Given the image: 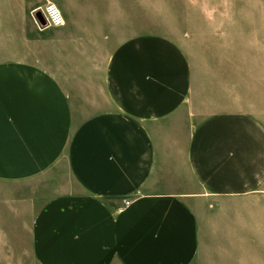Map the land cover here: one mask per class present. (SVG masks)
Returning <instances> with one entry per match:
<instances>
[{"label": "crops", "instance_id": "0c3cea01", "mask_svg": "<svg viewBox=\"0 0 264 264\" xmlns=\"http://www.w3.org/2000/svg\"><path fill=\"white\" fill-rule=\"evenodd\" d=\"M47 1L64 26H39ZM129 20V0H0V184L39 264H193L212 210L264 198V123L205 112L184 49Z\"/></svg>", "mask_w": 264, "mask_h": 264}, {"label": "rangeland", "instance_id": "374dc122", "mask_svg": "<svg viewBox=\"0 0 264 264\" xmlns=\"http://www.w3.org/2000/svg\"><path fill=\"white\" fill-rule=\"evenodd\" d=\"M129 18L130 36L160 35L184 49L205 112L246 111L264 123V0H129ZM1 186L0 264H39L31 213L15 212L9 186ZM255 205L256 212L212 210L193 264H264V198Z\"/></svg>", "mask_w": 264, "mask_h": 264}, {"label": "built area", "instance_id": "2783aa9c", "mask_svg": "<svg viewBox=\"0 0 264 264\" xmlns=\"http://www.w3.org/2000/svg\"><path fill=\"white\" fill-rule=\"evenodd\" d=\"M41 12L44 16V19L46 21V25L43 26L37 19V23L41 28L49 27V28H58L65 25V19L61 12V10L58 8V6L51 1H47L44 7L41 8ZM125 205L130 204V200L124 201Z\"/></svg>", "mask_w": 264, "mask_h": 264}, {"label": "water", "instance_id": "95a60500", "mask_svg": "<svg viewBox=\"0 0 264 264\" xmlns=\"http://www.w3.org/2000/svg\"><path fill=\"white\" fill-rule=\"evenodd\" d=\"M36 17H37L38 21H39L43 26L46 25V21H45V19H44V16H43L42 12H38V14H37Z\"/></svg>", "mask_w": 264, "mask_h": 264}]
</instances>
